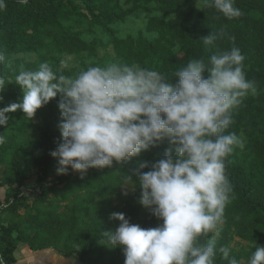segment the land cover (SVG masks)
<instances>
[{"label": "trees", "instance_id": "16d2710c", "mask_svg": "<svg viewBox=\"0 0 264 264\" xmlns=\"http://www.w3.org/2000/svg\"><path fill=\"white\" fill-rule=\"evenodd\" d=\"M3 2L7 7L0 8V54L5 61L0 63V78L6 83L0 92V109L22 101L23 91L16 84L20 71H37L44 63L57 75L68 77L89 67L127 64L157 71L166 82L174 83L178 79L175 73L193 59L209 64L213 55L233 47L241 50L246 78L255 81L256 91H249L242 105L232 110L233 123L224 133L244 136L245 144L234 147L225 161L235 198L226 207L218 248L228 246L231 255L226 261L217 251L214 264H230L232 258L237 264L242 260L250 264L256 248L264 247V0H234L243 15L232 20L214 7H205V0ZM139 12L149 16L145 31L156 36L150 38L143 31L120 36L115 25ZM99 30L107 39L98 35ZM211 34L217 39L205 45L201 38ZM110 46L113 55L106 53L97 62L73 69L62 67L63 55L84 52L96 57L99 47ZM26 54L38 59L27 62ZM61 96L58 93L38 109L31 120L18 110L7 113V124L0 125L4 139L0 144V189H11L0 200V264L16 263L19 243L35 251L52 248L61 255L76 256L83 264H125L123 249L107 243L103 232H114L121 224L110 219L112 213H123L131 224L144 229L162 226L163 221L140 203L139 177L133 175V181L128 177L140 170V162L153 164L163 159L171 145L165 138L123 165L92 168L83 176L69 166L68 174H58V158L51 153L63 143ZM32 178L39 185L38 192L26 195L23 187ZM124 182L135 187L127 196L121 191ZM114 196L120 205H114ZM235 235L245 238L251 249L236 250L232 246Z\"/></svg>", "mask_w": 264, "mask_h": 264}, {"label": "clouds", "instance_id": "9594fccd", "mask_svg": "<svg viewBox=\"0 0 264 264\" xmlns=\"http://www.w3.org/2000/svg\"><path fill=\"white\" fill-rule=\"evenodd\" d=\"M6 7L0 0V8ZM205 7H214L229 20L243 15L234 0H205ZM201 39L210 45L217 36ZM244 59L236 47L213 55L210 66L193 59L175 73L174 83L157 71L127 64L89 67L73 78L57 75L44 63L37 71L22 69L16 76L23 98L0 109V125L7 124V113L18 110L31 120L62 94L58 106L63 143L51 153L58 158L61 175L68 174L69 166L83 176L92 168L123 165L167 138L171 147L164 158L140 162V170L128 177H139L140 203L162 226L144 229L125 214L112 213L110 219L121 224L103 235L107 243L123 249L125 264H214L217 251L227 261L231 249L218 248V240L226 207L235 197L225 161L244 143L235 133H224L233 123L232 110L249 91H256L255 81L246 78ZM4 61L0 54V63ZM5 83L0 78V92ZM230 264H237L236 259ZM250 264H264V247L256 248Z\"/></svg>", "mask_w": 264, "mask_h": 264}, {"label": "rangeland", "instance_id": "374dc122", "mask_svg": "<svg viewBox=\"0 0 264 264\" xmlns=\"http://www.w3.org/2000/svg\"><path fill=\"white\" fill-rule=\"evenodd\" d=\"M202 5L203 4H200L199 8H201ZM148 17L149 16H147L144 12H142V13L139 12V13L134 14V15L130 16L129 18H127L126 21L118 23L117 25H115V27L118 29L119 34L122 37H126L128 35L136 36L139 32L143 31L146 36H148L150 38H154L156 36V33H147L145 31ZM98 35L100 37H103L104 39H107V37L101 32V30L98 31ZM106 53H110L111 55H113L114 54L113 48L111 46L108 49H103V48L99 47L98 54L96 57L89 56L87 53H84V52L79 54V55H63L61 57L62 67L65 69H73L75 67H81L84 64H91L92 62H97V61L101 60ZM24 56H25L27 62H33V61H36L38 59L37 55H34V54H26ZM72 77L74 78L75 76H72ZM240 138L243 140V143L245 144L244 136H241ZM125 185H127V187H124ZM133 187H134L133 183L124 182L121 186V191H122L123 195L127 196L130 192H132L135 188V187L134 188ZM23 189H24L26 195H34L35 193L38 192L39 185L36 184L35 179L32 178L25 184ZM9 191H11V189L8 188L7 186L0 189V200L3 201L5 195ZM125 192L127 193V195H125ZM112 200L114 202V205H120L119 200L116 196H114L112 198ZM19 245H20V243H19ZM19 245H18V249L15 253L16 255H17L18 250L21 248ZM232 246L236 250L242 249L244 251H248L252 247V245L245 238H242V237L237 236V235H235V237H234V241L232 243ZM245 262H246V260H242L241 264H245ZM1 264H6V263L3 262Z\"/></svg>", "mask_w": 264, "mask_h": 264}, {"label": "crops", "instance_id": "0c3cea01", "mask_svg": "<svg viewBox=\"0 0 264 264\" xmlns=\"http://www.w3.org/2000/svg\"><path fill=\"white\" fill-rule=\"evenodd\" d=\"M26 245L20 243L21 248L17 252V261L14 264H83L76 256H64L52 248L35 251Z\"/></svg>", "mask_w": 264, "mask_h": 264}]
</instances>
